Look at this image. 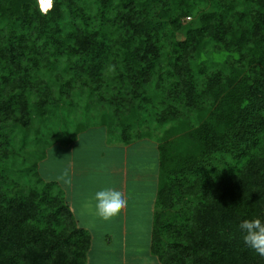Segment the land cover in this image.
<instances>
[{
	"label": "trees",
	"instance_id": "trees-1",
	"mask_svg": "<svg viewBox=\"0 0 264 264\" xmlns=\"http://www.w3.org/2000/svg\"><path fill=\"white\" fill-rule=\"evenodd\" d=\"M37 2L0 0V264H86L90 233L37 168L54 144L92 127L75 125L62 140L52 107L66 89L86 87L107 101L99 120L118 117L126 144L129 123L139 127L136 115L154 102L152 80L163 130L151 253L160 264H264L239 229L264 220V0H244L239 14L227 5L203 12L181 40L182 18L209 0H54L46 13ZM195 64L211 69L203 85ZM45 115V131L29 130ZM10 118L28 129L9 157Z\"/></svg>",
	"mask_w": 264,
	"mask_h": 264
},
{
	"label": "crops",
	"instance_id": "crops-1",
	"mask_svg": "<svg viewBox=\"0 0 264 264\" xmlns=\"http://www.w3.org/2000/svg\"><path fill=\"white\" fill-rule=\"evenodd\" d=\"M146 143H109L105 128L96 126L79 133L71 145L59 148L62 159L57 182L77 224L91 235L86 264H160L150 251L158 155L156 145L147 147ZM139 150L153 154L133 153ZM101 159L104 162H99ZM141 164L147 165V174L138 173ZM91 173L100 175L99 182L81 183ZM105 187H118L126 199L125 206L108 220L96 216L92 200L93 194ZM128 222L134 224L132 229L127 228Z\"/></svg>",
	"mask_w": 264,
	"mask_h": 264
},
{
	"label": "rangeland",
	"instance_id": "rangeland-1",
	"mask_svg": "<svg viewBox=\"0 0 264 264\" xmlns=\"http://www.w3.org/2000/svg\"><path fill=\"white\" fill-rule=\"evenodd\" d=\"M38 1V0H37ZM54 1V0H52ZM57 1V0H56ZM38 4V2H37ZM231 6L232 7V11L235 14H239L241 13L245 8H246V4L244 2V0H209V4L205 7H198L197 11L191 15H187L184 18H182L181 22H180V29L175 33V40H181L184 38V33L187 29L189 28H194L198 25V17L199 15H201L203 12H208V11H212V10H221L222 8H225L224 6ZM38 8H39V4H38ZM40 10V8H39ZM41 11V10H40ZM5 22V21H2ZM1 23V21H0ZM2 24V23H1ZM29 43V42H28ZM208 51H212V47L207 46L204 50V54L203 57L207 59L208 61V65L209 67L213 68L212 62L214 61L213 56L210 57L209 54L211 53H207ZM214 54H216L214 52ZM197 63V62H195ZM216 66V64L214 65ZM192 68L194 70H192V73L195 74L197 76V78H199V83H201L202 85L204 84V82L207 80V76H209V74H211V69L208 70V72L203 73V71H199L198 68H196V64L195 66L192 65ZM216 69V68H215ZM214 71V70H213ZM111 73V69H105V76L106 78H108V76ZM112 76V75H111ZM156 80H152L148 83V89L147 91H149L150 95H151V100H153L154 102L149 103L146 108H148L146 111H144L141 115H136L137 118H139V122L140 125L138 127V123L136 121H131L129 123V125H131V128L129 130H127V135H128V139L129 142L126 144H133V143H137V142H142V141H146L147 143L145 145H147V147L150 146H155L156 145V137L160 135L161 131L163 130L162 123H161V119H160V114H159V110L161 107L160 102H158L160 99V95H161V90L162 87H160L159 92L158 93H154V90H156ZM68 91V89H66ZM116 89H114L115 91ZM65 91L63 92V96H60L57 98V102L54 104L55 106L52 107V112H55V114H60V118L57 119V117L55 116L53 118L54 121L60 124H62L63 127H61L62 131H64V133L61 135L62 136V140H67L70 138V134H68V132H72L73 128L75 125H83L85 123L88 122L90 127H96V126H101L104 127L106 130V135H107V140L109 143H114V144H125L124 140L126 139V137H122L120 134V127H119V119L117 117V120H115V122H113V124L111 123V125L109 124H103L104 122H100L99 120V116L101 113H105L109 108L106 107L107 105V101H99V100H95L94 98H90V96H88L87 94V89L86 87H77L75 89H72L70 91V93L68 94V92ZM158 91V89H157ZM106 99H110V94L109 93H104ZM106 104V105H105ZM154 104V105H153ZM154 107L157 109V112L154 109ZM188 110L186 111H181V114L178 116L179 120H183V118H186V114H187ZM124 113H120V115L125 114ZM46 116L44 117H39V118H31V120L28 122V127L29 130H34L37 126H41L42 131H45L46 127H43V121L46 120ZM95 122V123H93ZM177 122V121H173ZM172 123V124H173ZM10 125V130H12L11 132L13 134L12 135V141L10 147H9V157L11 156V152H17L19 151V146L20 148L23 149V147L20 145V140L22 137V132L26 129H28V127H24L22 125H18L19 123L14 122L12 120V118H10L8 121H6L5 125ZM99 124V125H98ZM171 124V123H170ZM170 124L166 125L164 128H167L168 126H170ZM19 126V127H18ZM68 131V132H65ZM135 138V139H134ZM16 139V140H15ZM73 142V141H72ZM71 143V142H70ZM70 143L67 144H63L61 141L60 143H56L54 144L55 146H53L51 149H48L49 151H47V155L45 157L44 160L40 161L38 164V172L40 173V175L42 176L43 179L45 180H52V181H56L57 179L60 178V160L62 159V156L59 155V148H65L67 145H69ZM71 145V144H70ZM55 150L53 153L51 152V150ZM139 152L143 153H148L150 155L153 154V151H141L139 150L138 152H133L134 154H138ZM17 156H19L17 154ZM50 156V157H49ZM7 160V159H5ZM99 162H104V160H99ZM140 167H138L137 171L139 174H143V172H146V168L141 164L139 165ZM55 168V170H54ZM145 168V170H144ZM148 170V168H147ZM147 174V172H146ZM145 174V175H146ZM95 175V176H93ZM86 178L85 180H81V183L88 184L89 182H93L94 184L98 183L100 180V175L99 174H88L85 175ZM90 176V177H89ZM93 176V177H92ZM144 183V182H142ZM138 198V197H137ZM135 198V199H137ZM109 226H111V224H109ZM128 229H132V226L134 227V224H132L131 222H128L126 224ZM136 227V225H135ZM138 232H142V227L137 230ZM152 254V253H151ZM153 255V254H152ZM156 259L157 257L155 255H153ZM158 260V259H157ZM101 262H103L102 260H100ZM159 262V261H158ZM87 263V262H86Z\"/></svg>",
	"mask_w": 264,
	"mask_h": 264
},
{
	"label": "clouds",
	"instance_id": "clouds-1",
	"mask_svg": "<svg viewBox=\"0 0 264 264\" xmlns=\"http://www.w3.org/2000/svg\"><path fill=\"white\" fill-rule=\"evenodd\" d=\"M39 8L46 13L52 8V0H38ZM95 214L104 220L116 216L125 206L126 199L118 187H105L93 196ZM243 242L260 256H264V220L259 217L244 219L239 224Z\"/></svg>",
	"mask_w": 264,
	"mask_h": 264
}]
</instances>
